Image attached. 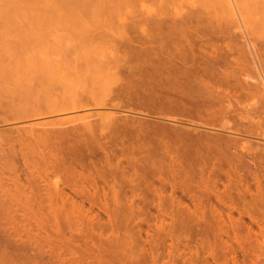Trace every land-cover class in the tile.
I'll list each match as a JSON object with an SVG mask.
<instances>
[{"label":"rangeland","instance_id":"374dc122","mask_svg":"<svg viewBox=\"0 0 264 264\" xmlns=\"http://www.w3.org/2000/svg\"><path fill=\"white\" fill-rule=\"evenodd\" d=\"M58 1L0 0V264H201L204 255L199 246L203 240L195 233L204 223L212 228L236 227L243 236H240L242 241L247 240L248 247L254 249L245 262L264 264V197L257 195L262 193H259L257 178L253 177L257 174L258 182L262 180L259 185L264 193V139L261 138L264 135V92L260 85L241 93L232 88L221 89V94L214 98L217 99L212 106L213 114L220 117L218 123L230 125L231 132L221 133L228 139L226 146L225 139L216 145L220 149L230 147L231 151L227 149L230 153L227 150L224 153L223 149H218L216 164L214 159L206 164L202 161L204 156L199 157L202 154H193L187 151V145H181L184 135L193 128L185 122L186 118L163 123L164 128L168 124L165 130L174 141L169 143L164 137L152 134L155 132L151 129L158 128L154 123L140 125L139 120L131 122L123 115L114 116L117 112L109 106L106 108V97L104 99L98 90L106 85L101 65L106 55V41L119 33L114 27L111 31L106 29V0H86L89 4H84V13L75 11L77 14L73 16L68 9L63 10L61 0L60 4ZM196 1L194 8L184 7L175 21L187 20L203 8L214 16H226L220 11L221 0ZM235 1L237 11L232 30L237 53L233 57L241 60L236 58L250 73L248 77L256 80L258 76L260 81L261 77L264 79V36L259 23L264 18L263 0L259 3L262 13L253 5L259 0ZM189 23L191 27L199 26L194 18L184 25L187 27ZM124 34L134 43L140 37L137 27L127 29ZM156 34L150 32V38ZM63 54H68V59ZM69 54L76 59L70 61ZM59 56H63L62 62ZM73 60L81 72V81L91 89L94 102L102 105L76 115L28 118L24 124H12L13 112L18 113L24 106L29 109L31 101L35 104L32 109H36V101L42 102L44 89L61 82L59 77L61 79L63 71L59 76V69L72 66ZM66 73L71 74V69ZM64 77L66 79L67 74ZM41 84L47 85L42 89ZM34 87H38V95ZM16 96L36 101L26 98L29 101L25 99L26 105L25 100L19 98L18 101ZM16 101L25 105L21 107ZM110 114L115 117L111 121ZM73 116H89L90 119L87 123L58 125ZM116 116L123 120L118 119L121 123L118 127ZM112 121L114 125L110 124ZM43 122L50 123L51 127H35ZM220 141H224V146ZM245 143L251 146L252 154L239 150ZM246 150L249 151L247 147ZM220 151L227 155L221 157L224 161L218 156ZM233 151L237 156L231 153ZM230 154L231 158L234 156L232 160L238 158L233 160L234 168L226 166L232 161L228 158ZM185 155L190 156V160ZM217 157L223 163L220 164ZM198 162L206 164L205 168ZM237 166L240 169L235 168ZM212 167L223 168L224 172L217 169V173ZM226 168L230 175H239L226 178ZM209 170L212 174L215 172L216 177L210 175ZM218 174L224 177L220 180ZM201 176L204 180L209 176L210 181L217 178L215 185L213 181L204 182L209 185L206 190ZM213 186L218 190L212 191ZM224 189L228 197L227 192L225 196L221 193ZM210 191L211 195L207 193ZM216 192L222 195L220 201L226 198V206H222ZM257 197L263 201L254 207ZM227 198L231 203L235 201L234 208H243V212L239 208L233 211ZM205 209L209 212L204 213ZM204 214L208 220L203 218ZM236 259L241 260V255ZM211 262L207 259V263Z\"/></svg>","mask_w":264,"mask_h":264},{"label":"bare ground","instance_id":"6f19581e","mask_svg":"<svg viewBox=\"0 0 264 264\" xmlns=\"http://www.w3.org/2000/svg\"><path fill=\"white\" fill-rule=\"evenodd\" d=\"M234 1L235 0H221L220 2L221 4L220 11L226 14L225 16L226 18L218 17L217 15L214 16L211 13V11L206 10L207 8L205 9L203 8L200 12L194 13V15L191 16V18L189 17V19L187 18V20H181L179 22H176L175 21L176 18L182 14L184 7L189 6V7L194 8L195 7L194 4L195 2H197L196 0L194 1L193 0H106V29L108 31H111L112 28L114 27L116 28V31L119 30V33L117 32L116 34H113L114 36H112L106 41V55H105V58L103 57L104 61L102 60L103 63L101 65L104 75L106 77V85L104 84L98 90H100L104 99L106 97L105 99L106 108L109 106L113 111H116L117 113L116 114L114 113L113 114L114 116L118 115L119 117H121L123 115L126 120H131V122L135 120H139L137 122L138 123L140 122V125H143L145 122H146L145 124L154 123V125H156L158 128L151 129L153 132H155L152 134L159 135V137H164L166 141L168 140V142L172 141L171 140L172 138L168 137L169 134L166 132L167 129L165 130L168 124H166L167 126L164 128L163 123L166 122L167 120L178 121L177 119L179 118H186L187 121L185 122L193 128H191L192 130L191 133L190 132L187 134L184 133L185 137H183L184 139L181 140L183 141L181 142L183 144H181L180 142L178 143H180L183 146L187 145L186 146L187 151L189 150L193 154L195 153L196 154L200 153V155L202 154V156H199V157L203 158L204 156V159L202 161L206 162V164L208 162L212 163L216 159L215 157L217 156L216 154L219 151L218 149H220L219 147H217L216 143L218 144L219 140L222 141V139L223 140L225 139L222 137L223 134L225 133L231 134L230 129H229L230 127H228L230 125L218 123V121H220L219 120L220 117L218 118L217 115L213 114L212 106L214 105L215 100L217 99V98L216 99L214 98L218 96V94H221L222 92L221 89L232 88L238 93H241L244 91L249 92L251 90H254L257 84L260 85V87L262 88V91L264 92L263 77H261L260 81L257 80L258 76L256 80L252 79L253 78L252 76L251 78L248 77L247 75L249 74L250 76V73L243 65L239 63L238 60L240 59L236 57L238 58L237 60L236 58L233 57L234 53L235 52L237 53V49L233 45L234 44L233 42L234 32L232 30L234 28V27L232 28V24L235 22L234 21L235 20L234 17L236 13L235 11H237L236 10L237 6L235 5L236 1L235 2ZM60 3H59L60 7L64 6L63 10L68 9L67 11L72 12L71 16H73L74 14L76 15L80 10L81 11L79 13H81L82 11H83L82 13H84V11L86 10V7L84 4H89V1L61 0ZM256 3L253 5H257L258 10L262 8L264 12V0H263V3L262 1L260 2V0L258 1L257 4ZM259 3L260 4L262 3L261 6L263 5V7L260 8ZM262 10H260V12ZM75 11L77 13H74ZM193 18L196 19V24L199 26L191 27L190 25L192 24L189 23L187 24V27H186L184 24L187 21L192 20ZM262 19L263 20L260 19L261 21L259 20V23L262 24L261 34L264 36V18ZM136 27L138 28L140 32V37L138 38L136 43H134L130 38H128L127 35H125L126 33L124 34V31L126 32L127 29L136 28ZM150 32H154L157 34L154 38H150ZM188 32L190 35L187 34ZM124 35L127 37H124ZM133 47L136 49H134ZM70 54H69V58L71 59L69 60L70 61H72V59L75 60L76 58H72L71 56L73 55H70ZM64 55L65 54H63V56ZM67 55H65V57ZM63 56L62 58L59 56L60 58L59 62H62ZM65 57L64 59L67 58ZM57 58L58 57L55 56L56 62L57 60H59ZM68 67H70L71 69V74L66 73L67 70L68 71L70 70L68 69ZM68 67L65 68L66 71L60 70L61 68L60 69L58 68L59 71L58 69L56 70L59 72L58 73L59 76L61 74L60 73L61 71L63 72L65 71V74H67V78H69L68 80L69 82L66 80L67 78L65 79L64 77L65 74L62 72L61 79L58 76L61 82L60 83L57 82L58 83V84L56 83L57 85L54 82L55 84L54 86L49 85L44 89L43 87L46 86L47 84H45L44 86H42L41 84L42 89H44L42 93L43 98H41L42 102L39 99L36 101L35 98H32L33 100L37 102L36 109L35 108L32 109V105L34 104V101L32 102L31 98H28L27 96H25L26 98L31 99L30 100L31 102L29 103V101L24 97H23L24 99H22L21 96L15 97V98H18L16 99L18 101H19V98L22 101L26 99L29 103L28 104L27 101L25 100L26 105L27 104L31 105V103L33 104L29 106L32 109L31 110L29 108L31 111L30 112L28 111L29 109L26 108L28 106H24L25 103H23V105L21 106L22 102L18 103L16 101L18 104H20L19 106L21 107L24 106V109L23 108L19 109V107L17 106L18 107L17 109H19V112L18 113L17 111L13 112L14 114L12 115L13 117L11 120L12 124L13 122L15 123L17 122V124H19L18 122L23 123L24 120H27L28 118L41 119V118L48 117V116L58 117V116H68V115L71 116L73 114L76 115L80 112L87 111L91 109L92 107L99 106L98 104L94 102L95 99L93 98L94 96L92 95L91 89L89 90L86 83L81 81L80 79L81 72L80 70H78L77 65L75 64V61L72 64V66L70 65ZM35 89L38 90V87ZM32 91L33 89L31 90V93ZM38 92L39 90L36 93L37 95H38ZM15 94L13 95L15 96ZM93 94H95V92H93ZM34 95L35 94L33 93V96ZM37 95L34 97L39 98V96ZM39 101L41 102V104ZM101 102L102 101H100L99 103L101 104ZM11 103L12 102H10V104ZM13 104L11 106H13ZM105 104L103 105V107L105 106ZM22 109L27 110V111H23ZM20 111L25 112L26 115H24L23 112L20 113ZM111 114L109 118L112 116ZM118 116H116L117 117L115 119L116 121L118 119L121 120ZM113 118L115 117L112 116L110 121ZM89 119H90L89 116H73L71 118H68V120L64 119L65 120L64 122L61 119L63 123L59 122L61 124H58V125L61 126L62 124H69V123H74L77 121L87 123ZM119 120L117 121L118 124H119ZM112 123L114 125L115 121L114 122L112 121L110 124ZM118 124H115V125H117L118 127L120 126L121 123L119 125ZM49 125L50 123L43 122V123L35 124V127H43V128L47 126L51 127ZM149 126H148V129L150 128ZM115 127L116 126L114 127L112 126V128H115ZM221 133L223 134L221 135ZM229 136L232 137V135H229ZM229 136L227 138H229ZM191 137L198 138L199 140L192 141ZM261 138L264 139V135L261 136ZM174 140L177 142L176 139ZM221 141L220 143H222V146L224 145L226 146L228 139L224 140L226 142L223 141L225 144ZM233 141H235V139ZM229 142H228V146H229ZM235 142L231 144V147L233 144H235ZM220 143L219 145L221 147ZM245 144H242L243 145L242 147L239 146L240 147L239 150L241 149V152L247 153V155L252 154L253 153L252 150L250 151L251 146L249 148L248 144L246 145L247 149H249L250 151L249 152L248 150H246V147H244ZM235 147H233L234 148L233 150L236 151L237 148ZM224 148L225 147L223 148L221 147L220 150L223 149V152L227 153L230 147L225 148V150ZM229 151H231V149ZM220 152L221 154L220 153L218 154V156L221 155L220 158L222 156H227L226 154L223 155L222 151ZM231 153L234 154L236 152L233 151ZM194 156L195 155H193V157ZM185 157L187 156L185 155ZM220 158L217 157V161ZM228 158L232 160L234 156L231 158V154H230V157L228 156ZM194 159L191 161L193 162ZM222 159L224 158H221V160ZM228 160L226 162H228ZM233 160L230 161L232 163L228 162L230 164L227 163L226 165V163L225 162L224 163L227 167L228 165L229 167L230 165L232 166V164L234 166L236 165L234 164V161L238 160V158H236L234 161ZM215 162L216 160L214 161V163ZM218 162L220 164L223 163L220 161ZM199 163L200 162H198V164ZM200 164H199L200 167L202 166V164L204 165L202 168L204 169L206 164L204 163H200ZM213 166H216V165H213ZM217 166H219L218 163H217ZM208 167L211 168L209 164H208ZM220 167L222 166L220 165ZM232 167L229 168V170L231 169L232 171ZM235 168L240 169L239 166ZM217 169L219 168L217 167ZM217 169L215 170V168L212 167L213 171L217 172ZM212 170H209L207 172L211 175L212 173L210 171ZM219 170H220V173L221 171L224 172L223 168L222 170L221 168ZM226 170L228 169L226 168ZM229 170H228V173H229ZM202 171L203 170H201V172ZM239 171L240 170L238 171L236 170L235 172H239ZM225 173H226V178H228L230 173L229 174L227 172ZM225 173L223 175H225ZM214 174L215 172L212 174V176ZM234 174H238V173H234ZM234 174H231V175H234ZM222 176H219L218 174L217 178L218 177L220 178ZM236 176L237 175H234V177ZM256 176H253V177L257 178V184H258L257 186H259L260 192L258 190L256 191H258L259 193H262L263 195L257 194L258 193L257 192L254 194V198L257 195L258 196L261 195L260 197L263 198L264 197V193L262 191L263 189H260L261 185H259L262 180L259 183L258 182L259 178ZM207 177H206V180H204L205 177H202L203 178L202 183L204 184L203 188L205 186V189L206 187L209 188V185L206 186V184H209L208 181L210 183H212L213 181L212 183L213 185L215 181L217 180V178L215 181L213 180L216 177V174H215V177H213L211 181H210L211 178L207 180ZM230 180L228 179V182H230ZM239 181L237 182L240 183ZM204 182H206V184ZM238 183L234 185L238 186ZM229 184H232V183H229ZM228 188L230 189V185H228ZM214 189L218 190V188L213 186L212 191H214ZM206 190H203V191L206 193ZM222 191L221 193L224 196L227 192L226 197H228L227 196L228 191L226 190L225 192H222ZM207 193L208 194L210 193V195L212 194L211 191ZM218 193L220 192H216V194ZM213 194L215 195V192ZM220 196L222 195L220 194ZM220 196L218 197V199L220 198ZM260 197L259 198L257 197L258 202L257 200H254L253 198V200L256 201L254 202L255 203L254 207L256 203L257 204L261 203V201L264 200V198L263 200L262 199L260 200ZM230 198L232 199V197ZM230 198H227V203L230 202L229 200ZM225 200L224 202L223 200H221L222 201L221 202L219 199V201L222 203V206L226 202ZM231 202L229 203V205L232 204L231 207L234 208V206L236 205L234 203L235 201L233 202L235 204L234 206H233V203ZM224 206H226V204ZM228 208L230 209V207ZM238 208L239 207H237V209ZM237 209L234 208L233 211H236ZM231 210H230V213H231ZM242 210L244 209L239 208V211H242ZM203 212L207 213L209 211L208 210L206 211L205 209V211ZM240 216H242V214ZM203 218H207L205 217V214ZM216 218L217 216H215V219ZM206 220H208V218ZM204 222H207V221H204ZM205 224L206 223H204L203 227L199 226L200 228L196 230V233H195L198 237H200V239L202 238L201 240H203V242H201L199 246L200 253L204 255L203 256L204 263H201V264H209L207 263V259H210L212 261L210 264H246V263L249 264L250 260L248 262H245V260H248V256L252 255V254L249 255L250 252H254L253 251L254 249H250L248 247L247 245L248 241L245 240L246 238H244L245 242L242 241L243 238L240 237L242 236V234L238 233V230L235 229L236 227L234 228L233 226L234 229L232 227L228 228L227 227L228 225L226 224L227 226L226 225L225 226L228 229L226 227L225 229H222L220 227L212 228L210 227V224L208 223L206 225H209V227L208 226L206 227ZM209 235L211 236L210 238H208ZM224 237L226 238V240H223ZM238 254L241 255V258H242L241 260L236 259ZM259 257L257 254V259ZM260 260L262 259L260 258ZM263 261H264V258H263ZM252 264H255V263H252ZM256 264H258V262H256Z\"/></svg>","mask_w":264,"mask_h":264}]
</instances>
